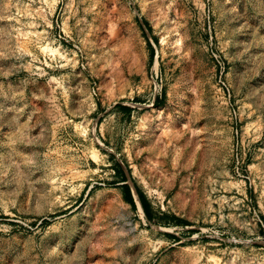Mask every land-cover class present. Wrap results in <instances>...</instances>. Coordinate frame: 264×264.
I'll use <instances>...</instances> for the list:
<instances>
[{
  "label": "rangeland",
  "instance_id": "obj_1",
  "mask_svg": "<svg viewBox=\"0 0 264 264\" xmlns=\"http://www.w3.org/2000/svg\"><path fill=\"white\" fill-rule=\"evenodd\" d=\"M0 264H264V0H0Z\"/></svg>",
  "mask_w": 264,
  "mask_h": 264
},
{
  "label": "trees",
  "instance_id": "obj_2",
  "mask_svg": "<svg viewBox=\"0 0 264 264\" xmlns=\"http://www.w3.org/2000/svg\"><path fill=\"white\" fill-rule=\"evenodd\" d=\"M153 41L156 43V38L153 37ZM153 48H151V51H152ZM157 98L158 96H155L154 97V100H153V104L156 105L157 104ZM123 110L125 111H130V107L128 106H121ZM115 171L116 173L119 175V177L121 178V181L123 182L121 185H122V189H123V196H124V199L132 206V207H135V201H134V198L132 196V193H131V188L130 186L126 183L127 181V177H126V174H125V171L123 170V167L120 163L118 162H115ZM135 188V191L137 193V196H138V199H139V202H140V205L142 207V210H143V213H144V216L147 220H151L152 219V214H151V208H150V204L149 202L147 201V199L145 198V196L138 190L137 187H134Z\"/></svg>",
  "mask_w": 264,
  "mask_h": 264
},
{
  "label": "bare ground",
  "instance_id": "obj_3",
  "mask_svg": "<svg viewBox=\"0 0 264 264\" xmlns=\"http://www.w3.org/2000/svg\"><path fill=\"white\" fill-rule=\"evenodd\" d=\"M152 68H153L154 70L157 68V62H156V61L154 62ZM149 106H151V105H149ZM133 191H134V190H133ZM133 195H134V197H135V199H136L135 193H133ZM136 201H137V211H138V214H139L140 216H142V215H143L142 208H141L140 204L138 203V200H137V199H136Z\"/></svg>",
  "mask_w": 264,
  "mask_h": 264
},
{
  "label": "water",
  "instance_id": "obj_4",
  "mask_svg": "<svg viewBox=\"0 0 264 264\" xmlns=\"http://www.w3.org/2000/svg\"><path fill=\"white\" fill-rule=\"evenodd\" d=\"M155 60H156V58H155ZM121 164V163H120ZM127 177V176H126ZM126 183H127V181H126ZM128 184V183H127ZM129 185V184H128ZM130 186V185H129ZM130 188H131V186H130ZM131 193H132V196H133V198H134V201H135V203H136V205H137V201H136V199H135V197H134V195H133V192H132V188H131Z\"/></svg>",
  "mask_w": 264,
  "mask_h": 264
},
{
  "label": "built area",
  "instance_id": "obj_5",
  "mask_svg": "<svg viewBox=\"0 0 264 264\" xmlns=\"http://www.w3.org/2000/svg\"><path fill=\"white\" fill-rule=\"evenodd\" d=\"M141 24H142V22H141ZM142 26H143V24H142ZM157 77V75H156V72H155V78Z\"/></svg>",
  "mask_w": 264,
  "mask_h": 264
}]
</instances>
